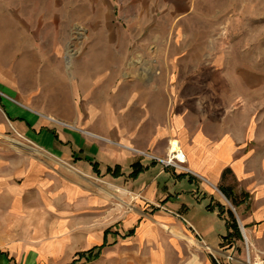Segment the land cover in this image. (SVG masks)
I'll return each mask as SVG.
<instances>
[{
	"label": "crops",
	"instance_id": "obj_1",
	"mask_svg": "<svg viewBox=\"0 0 264 264\" xmlns=\"http://www.w3.org/2000/svg\"><path fill=\"white\" fill-rule=\"evenodd\" d=\"M80 1L0 0V264H67L105 240L129 244L149 264H214L204 245L221 249L228 232L218 186L248 193L237 209L264 248V110L249 99L259 84L256 67L239 66L232 57L228 62L225 55L213 65L228 88L241 89H229V95L218 90L221 108L211 104L210 82H202L200 93L185 94L178 85L155 83L157 89L144 92V123L117 134L159 157L177 139L193 173L135 158L80 130L54 129L3 80V70L17 71V55L34 54L33 24L50 21L51 7L57 16L58 8L64 13ZM199 1L155 0L154 21L178 24L223 14L217 0L212 15L200 10ZM135 163L144 170L131 176Z\"/></svg>",
	"mask_w": 264,
	"mask_h": 264
},
{
	"label": "rangeland",
	"instance_id": "obj_2",
	"mask_svg": "<svg viewBox=\"0 0 264 264\" xmlns=\"http://www.w3.org/2000/svg\"><path fill=\"white\" fill-rule=\"evenodd\" d=\"M154 1L81 0L80 7L67 6L64 13L58 8L57 16L52 14L53 7L49 8L50 21L33 24L34 54L17 55V71L3 70V80L54 129L80 130L129 151L135 158L147 157L135 149L147 151L122 142L117 134L136 132L144 123L149 101L144 92L157 89L155 83L178 85L179 94H185L200 93L202 82H210L214 108L223 107L218 90L227 95L231 89H236L232 94L241 92L240 88H228L219 72L212 70L224 55L227 61L234 58L239 66L257 68L259 84L249 99L257 110H264V0H217L223 14L178 24L155 22ZM214 2L200 0V10L212 15L217 9ZM207 3L211 4L208 8ZM173 31L170 37H157ZM69 51L73 52L70 62ZM14 73L17 76L11 82ZM14 141L28 143L18 137ZM165 168L179 171L173 166ZM216 192L224 202L220 212L228 217L232 211L241 237L224 239L221 249L204 245L205 250L214 264H246L247 258L259 262L264 248L241 222L237 205L220 186ZM234 195L245 198L243 202L249 199L246 192ZM117 242L106 244L97 259L87 262L84 257L75 264H149L142 252L135 253L136 248ZM77 257L76 253L70 262Z\"/></svg>",
	"mask_w": 264,
	"mask_h": 264
},
{
	"label": "trees",
	"instance_id": "obj_3",
	"mask_svg": "<svg viewBox=\"0 0 264 264\" xmlns=\"http://www.w3.org/2000/svg\"><path fill=\"white\" fill-rule=\"evenodd\" d=\"M134 170L131 173V176H136L138 175L141 171L144 170V168L139 164V163H135L133 164ZM120 169L119 166H117L115 168V170ZM114 170V171H115ZM226 171L223 174V177L226 176ZM221 189L223 191V193L232 200V202L235 205H238L239 203L243 202L245 198L239 199L237 195L233 194V188L230 186H221ZM246 194H244L243 196H245ZM222 213V212H221ZM227 227H228V234L226 235L225 239L230 240L231 238H240V232H239V227L237 224V221L235 219L234 214L232 213L231 210H229V215L227 217ZM108 244L106 242V240L103 242V244L99 245V246H95L93 248H90L86 251H81V252H77V259L73 260L72 262H69L67 264H75L78 260L82 259V258H86L87 262H91L95 259H97L100 254H101V250L102 248Z\"/></svg>",
	"mask_w": 264,
	"mask_h": 264
},
{
	"label": "built area",
	"instance_id": "obj_4",
	"mask_svg": "<svg viewBox=\"0 0 264 264\" xmlns=\"http://www.w3.org/2000/svg\"><path fill=\"white\" fill-rule=\"evenodd\" d=\"M171 146H172V144H171V141H170L169 142V149H170ZM135 151H138L141 155L147 156L149 159H154V160H157V161L161 162L166 167L167 166H173L176 169H178L179 171H185V172H188V173H193L191 171V169L187 166L186 154L183 151V149H181V148H180V150H175V151H173L172 148H171L168 151L167 156L164 157V158L156 156V155L151 154L149 152H144V151L137 150V149H135ZM176 152L179 153L183 157L184 162H183V160L181 161L180 159L175 158V153ZM247 261L249 262V264H256L255 262L251 261V258H247ZM257 264H264V256L260 258V260H259V262H257Z\"/></svg>",
	"mask_w": 264,
	"mask_h": 264
},
{
	"label": "bare ground",
	"instance_id": "obj_5",
	"mask_svg": "<svg viewBox=\"0 0 264 264\" xmlns=\"http://www.w3.org/2000/svg\"><path fill=\"white\" fill-rule=\"evenodd\" d=\"M68 60L71 58V56L73 55V52H71V51H69V53H68ZM68 62H70V60L68 61ZM70 64V63H69ZM57 120V119H56ZM58 121V120H57ZM171 144H172V146L170 147V149L172 148V150L173 151H175V150H180V148H181V145H180V143H179V141L177 140V139H174V138H172L171 140ZM169 149V150H170ZM182 149V148H181ZM168 150V151H169ZM175 158H177V159H180L181 161L183 160V162H184V159H183V157L179 154V153H175ZM244 232H245V234H246V237H248V235H247V232H246V230H244ZM246 262V264H249V262L246 260L245 261ZM257 264V263H256Z\"/></svg>",
	"mask_w": 264,
	"mask_h": 264
}]
</instances>
